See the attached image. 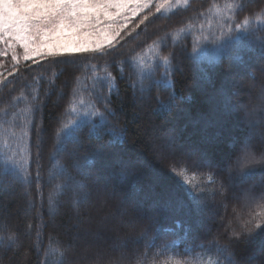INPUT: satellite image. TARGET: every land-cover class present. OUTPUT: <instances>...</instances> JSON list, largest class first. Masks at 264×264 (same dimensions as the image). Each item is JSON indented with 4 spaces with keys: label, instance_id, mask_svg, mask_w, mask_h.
Masks as SVG:
<instances>
[{
    "label": "trees",
    "instance_id": "trees-1",
    "mask_svg": "<svg viewBox=\"0 0 264 264\" xmlns=\"http://www.w3.org/2000/svg\"><path fill=\"white\" fill-rule=\"evenodd\" d=\"M156 5L133 18L114 42L115 47L108 49V55L37 57V63L29 60L19 64L13 85L0 86V110L9 112L5 116L0 111V160L11 156L28 174L25 185L0 169V264H61V253L73 239V208L62 196L60 181L55 177L64 160L53 153V144L56 132L73 118L74 107L78 111L100 107L87 94L93 66L98 71H112L120 95L112 96L109 107L116 115L110 117L109 125L99 129V135L91 133L89 127L83 130V152L90 155L94 172L107 175L145 209L154 205L160 209L152 226L156 235L164 240L181 238L175 250H149L141 240L130 246V253H146L147 264H163L169 258L189 264H218L211 241L219 238L220 244L226 242L220 235L222 224L238 228L248 219H264V200L259 198L264 184L259 172L247 180L256 195H245L239 205H219L215 209L217 219L210 221L208 211L198 207L185 188L174 179L157 177L159 166L149 146L150 133L157 126L174 128L182 139L191 137L205 159H218L249 141H260L264 126V96L260 89L264 78L259 72L254 80L242 77L248 76L249 68L259 69L264 60L244 41L241 30L264 39V0H191L169 14L157 13ZM145 15L148 19L141 24ZM237 35L241 42L233 56L212 63L207 58L193 61V45L198 51L212 54L213 40L223 43ZM164 56L169 57V78L176 93L170 110H160L157 104L158 97L167 103V89L154 85L143 100L138 99L139 93L134 94L128 75L138 72L140 64L163 65ZM65 60L71 62H61ZM121 67L125 69L123 79L119 77ZM10 68L8 65L1 71L7 75ZM255 134L259 137L253 138ZM203 180L209 183L208 175ZM200 181L201 176L195 175L194 183ZM250 197L252 202L248 201ZM57 200L60 203L53 213L50 205ZM8 236L15 239L7 240ZM262 247L264 234L258 235L240 256L264 261V254L257 256Z\"/></svg>",
    "mask_w": 264,
    "mask_h": 264
},
{
    "label": "snow or ice",
    "instance_id": "snow-or-ice-1",
    "mask_svg": "<svg viewBox=\"0 0 264 264\" xmlns=\"http://www.w3.org/2000/svg\"><path fill=\"white\" fill-rule=\"evenodd\" d=\"M152 4L153 0H0V58L11 57V68L7 70V75L0 71V86L8 88L9 85L14 84L15 76L20 70L18 66L21 59L37 63V57L55 59L86 53L108 55V49L115 47L114 42L128 28L133 18L149 9ZM170 7L171 0H166L164 4L156 5L155 11L159 13ZM147 19L148 16L145 15L140 23L143 24ZM241 31L244 33V41L258 50L264 60V39L255 38L250 31L243 29ZM240 42V35L223 43L213 40L215 51L212 54L204 50L198 51L197 46L193 45L192 59L199 61L207 58L212 63L221 57H231ZM169 64V57L164 56L163 65L157 63L146 67L140 64L138 72L128 73L129 78L132 79L130 86L134 94L139 93L138 99L143 100L144 94L150 93L154 85H162L168 90L167 103L157 98L160 110H170L176 100L174 82L169 78ZM4 67L3 61L0 60V69ZM247 71L248 76L242 77V80H254L257 72L264 78V63L259 69L249 68ZM124 75L125 69L121 67L120 79H123ZM157 76H160V79H156ZM9 77L13 79L9 80ZM89 79L91 84L87 94L93 98L94 105L100 107H96L93 111H78L74 107L73 118L56 132L53 153L62 157L64 163L56 169L55 177L60 181L62 196L67 197L73 209L81 207L88 201L89 193L86 191L88 180H94L97 185L110 190L113 196H120L125 205H132L138 218L148 222L147 229L141 235L126 241L114 242L110 235L101 233L97 239L105 247L112 246L113 251L120 253L121 264H133L134 257L135 264H147L146 253H130L131 245L143 240L149 250L159 247L163 253L175 250L181 238L161 239L152 227L160 209L155 205L145 209L140 201L128 197L123 188L114 184L107 175L94 172L92 169L90 155L83 152L82 132L89 127L91 133L99 135V129L109 125L110 117L116 115L109 107L113 103L112 96L118 97L120 90L117 77L113 76L108 68L98 71L96 66H93V75ZM260 92L264 96V87H261ZM83 103L81 101L82 106ZM10 107L14 108L15 105ZM0 111H3L5 116L9 115L7 109ZM109 130L114 136L116 135L113 128ZM36 132L38 136V128ZM260 135V141H249L231 153H222L218 159L202 158L201 148L192 141L191 137L182 139L174 128L165 130L164 126L152 129L149 146L152 158L159 166L157 177L174 179L178 186L187 190L198 207L208 211L209 220L215 221L217 219L215 209L219 205L225 202L239 205L245 195H256L254 186L248 184L247 180L257 172L260 182L264 184V126ZM120 140L124 142L123 135L120 136ZM0 169L5 176L14 177L25 185L28 183L27 169L23 165L18 166L13 157L8 156L0 160ZM189 172L194 175L189 176ZM195 175L201 176L200 182L194 183ZM205 175H208L209 183L204 182ZM259 198L264 200V190L261 191ZM59 203V200L51 203L50 211L56 212ZM232 224L235 225V218ZM75 227L71 224L73 239L61 253V264H67L66 251L75 242L74 236L78 235ZM180 227V222L177 221V230ZM220 227L223 229L220 235L226 242L220 244L219 238H213L211 241L219 257L218 264H264V261L240 256V252L255 241L258 235L264 234V219H248L238 228L225 224ZM13 239L14 236L7 237V240ZM261 254H264V247L261 248ZM163 264H189V262L169 258L165 259Z\"/></svg>",
    "mask_w": 264,
    "mask_h": 264
},
{
    "label": "clouds",
    "instance_id": "clouds-1",
    "mask_svg": "<svg viewBox=\"0 0 264 264\" xmlns=\"http://www.w3.org/2000/svg\"><path fill=\"white\" fill-rule=\"evenodd\" d=\"M86 183L88 201L73 209L72 224L78 235L66 251L67 264H121L120 253L105 247L97 236L103 233L114 242L126 241L141 235L148 222L139 219L134 207L125 205L120 196H113L94 180Z\"/></svg>",
    "mask_w": 264,
    "mask_h": 264
},
{
    "label": "rangeland",
    "instance_id": "rangeland-1",
    "mask_svg": "<svg viewBox=\"0 0 264 264\" xmlns=\"http://www.w3.org/2000/svg\"><path fill=\"white\" fill-rule=\"evenodd\" d=\"M190 1H191V0H171V7L168 8L166 11L162 10L161 12H162L163 14H169V13L173 12L174 10H176L177 8L186 7V6L189 4ZM165 2H166V0H153V4L156 3L157 5H158V4H164ZM153 4H152V5H153ZM0 60L3 61V63H4L5 66L11 65V57H10V56L7 57V58H0ZM24 62H26V61H24L23 59H21L20 64H21V63H24ZM1 70H2V69H0V71H1ZM261 101H262V100H261ZM259 135H260V134H259ZM259 135H258V134H255V135L253 136V138H257V137H259ZM201 142H203V141H200L199 144H200ZM203 143H204V142H203ZM222 143H223V142H222ZM154 179L157 181L156 176H154ZM248 201L252 202L253 200H252V198L250 197V199H249ZM29 211H30V208H27L26 213H29ZM260 255H262V254H261V252L259 251V252L257 253V256H260Z\"/></svg>",
    "mask_w": 264,
    "mask_h": 264
}]
</instances>
